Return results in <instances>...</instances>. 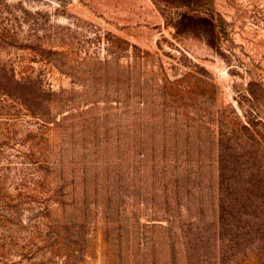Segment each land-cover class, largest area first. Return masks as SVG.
<instances>
[{
	"label": "rangeland",
	"instance_id": "rangeland-1",
	"mask_svg": "<svg viewBox=\"0 0 264 264\" xmlns=\"http://www.w3.org/2000/svg\"><path fill=\"white\" fill-rule=\"evenodd\" d=\"M0 264H264V0H0Z\"/></svg>",
	"mask_w": 264,
	"mask_h": 264
}]
</instances>
